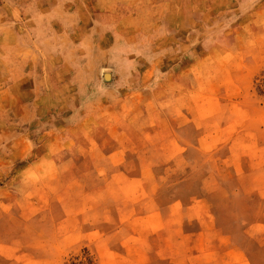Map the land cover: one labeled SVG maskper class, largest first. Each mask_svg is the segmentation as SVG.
<instances>
[{
	"label": "rangeland",
	"instance_id": "374dc122",
	"mask_svg": "<svg viewBox=\"0 0 264 264\" xmlns=\"http://www.w3.org/2000/svg\"><path fill=\"white\" fill-rule=\"evenodd\" d=\"M0 264H264V0H0Z\"/></svg>",
	"mask_w": 264,
	"mask_h": 264
}]
</instances>
